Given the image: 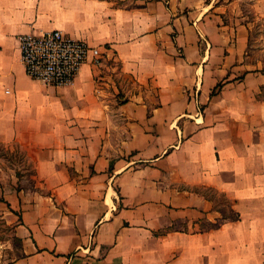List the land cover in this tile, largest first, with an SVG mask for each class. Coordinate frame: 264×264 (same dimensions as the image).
I'll return each mask as SVG.
<instances>
[{
  "label": "crops",
  "instance_id": "crops-1",
  "mask_svg": "<svg viewBox=\"0 0 264 264\" xmlns=\"http://www.w3.org/2000/svg\"><path fill=\"white\" fill-rule=\"evenodd\" d=\"M134 2L0 0V145L33 149L0 203V264H264V74L247 57L264 0ZM52 30L101 53L70 86L20 62L18 37Z\"/></svg>",
  "mask_w": 264,
  "mask_h": 264
},
{
  "label": "built area",
  "instance_id": "built-area-1",
  "mask_svg": "<svg viewBox=\"0 0 264 264\" xmlns=\"http://www.w3.org/2000/svg\"><path fill=\"white\" fill-rule=\"evenodd\" d=\"M20 62L26 75L45 87L72 85L86 63L98 65L101 53L60 30L18 37Z\"/></svg>",
  "mask_w": 264,
  "mask_h": 264
},
{
  "label": "rangeland",
  "instance_id": "rangeland-1",
  "mask_svg": "<svg viewBox=\"0 0 264 264\" xmlns=\"http://www.w3.org/2000/svg\"><path fill=\"white\" fill-rule=\"evenodd\" d=\"M108 1H111L114 6L118 7H132L135 4L134 0ZM247 53L249 63L256 67L255 71L264 74V21L254 22L250 35V47ZM263 94L264 87L261 88V93L258 94V97H263ZM32 150V147L29 146L21 147L16 144H9V146L6 147L0 145V203L4 200V192L20 189V185H22L25 177L33 174L32 165L28 163L25 157V154L31 153ZM202 192L212 197L217 206L224 211L226 216H234V213L230 210L231 203L228 199L217 196L209 190H202ZM0 208H3L2 204H0ZM209 225L210 224L207 223L206 226ZM10 231L11 228L4 224L0 216V242L5 243L10 239Z\"/></svg>",
  "mask_w": 264,
  "mask_h": 264
},
{
  "label": "trees",
  "instance_id": "trees-1",
  "mask_svg": "<svg viewBox=\"0 0 264 264\" xmlns=\"http://www.w3.org/2000/svg\"><path fill=\"white\" fill-rule=\"evenodd\" d=\"M223 217H224V216H223ZM224 218H225V217H224ZM229 218H231L232 221H235V220H238V219H239L238 216H236V217H229Z\"/></svg>",
  "mask_w": 264,
  "mask_h": 264
}]
</instances>
